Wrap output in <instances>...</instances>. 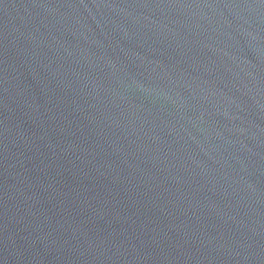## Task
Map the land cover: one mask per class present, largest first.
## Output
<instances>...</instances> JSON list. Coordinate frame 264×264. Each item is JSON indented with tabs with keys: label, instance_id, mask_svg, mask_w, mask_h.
<instances>
[{
	"label": "water",
	"instance_id": "water-1",
	"mask_svg": "<svg viewBox=\"0 0 264 264\" xmlns=\"http://www.w3.org/2000/svg\"><path fill=\"white\" fill-rule=\"evenodd\" d=\"M0 264H264V0H0Z\"/></svg>",
	"mask_w": 264,
	"mask_h": 264
}]
</instances>
